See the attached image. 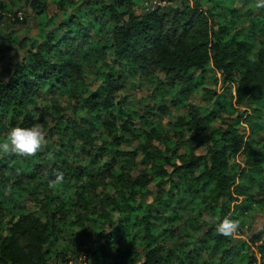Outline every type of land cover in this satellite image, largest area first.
Returning <instances> with one entry per match:
<instances>
[{
    "label": "trees",
    "instance_id": "trees-1",
    "mask_svg": "<svg viewBox=\"0 0 264 264\" xmlns=\"http://www.w3.org/2000/svg\"><path fill=\"white\" fill-rule=\"evenodd\" d=\"M142 1L83 0L60 22L32 1L44 30L0 70V142L13 127L40 124L47 143L34 157L0 153V264H48L57 245L66 263L82 251L89 264H257L247 241L216 225H245L264 210V145L248 142L241 122L246 108L264 109V10L253 0ZM207 71L235 95L209 87ZM135 84L155 85L166 113L184 104L174 135L134 109L126 92ZM200 91L208 107L190 102ZM57 173L64 181L53 187ZM167 178L152 208L149 185ZM16 186L37 210L8 206L6 189ZM202 211L218 221L205 228ZM263 239L264 230L253 242Z\"/></svg>",
    "mask_w": 264,
    "mask_h": 264
},
{
    "label": "rangeland",
    "instance_id": "rangeland-1",
    "mask_svg": "<svg viewBox=\"0 0 264 264\" xmlns=\"http://www.w3.org/2000/svg\"><path fill=\"white\" fill-rule=\"evenodd\" d=\"M32 1L34 0H0V36H11L9 39L10 42L6 45L0 44V51L4 48H8L13 46V51L7 54H3L0 52V70L6 68V66L11 62L12 57L15 56H23L26 52L25 48L20 47V43H26L27 46H30L31 40H35L39 38L40 33L44 30V26L42 24V18L40 15H37V11L33 9ZM93 1H103L109 2L110 0H93ZM143 3L142 0H139ZM75 5L66 6L64 11L61 10V7L58 4L52 3L51 0H39L41 5L46 6V15L48 18H53L56 22H60L63 17H68L70 14L74 12H80L81 9H84V5L82 4L83 0H74ZM144 3H148L149 6H155L159 3V0L152 1H144ZM88 26V25H87ZM42 30V31H41ZM206 82H209V87L216 89L218 94L223 93V91L231 92L235 95V85H230L229 83L224 84L221 81V76L218 75V82L212 81V77L214 76L213 71H207L203 74ZM160 81L164 80L163 74L159 76ZM214 78V77H213ZM155 85L146 84V85H131L127 89V95L129 99L134 103L133 107L140 114H147L149 120H153L154 122H159L162 126L168 130L170 135H174L176 132L175 128V119L179 115H182L186 108L184 104L179 106H172L169 104V111L166 113L160 109L162 101L160 99H155L153 93ZM92 91V88L89 89ZM203 92H198L194 97L191 98L190 102L195 105L208 107L210 103L207 100H203L202 96ZM188 103V102H187ZM146 105L152 106L151 112L146 108ZM247 114H245L243 120L241 122H246L242 126V131L246 134V140L248 142H252L254 139L259 141V145H264V136L263 134H253V129L257 124H264V109L263 111H254L252 109L246 108ZM244 112V109H240V111H235L232 118H235L239 113ZM250 116L248 117V115ZM244 115V114H243ZM226 117V115H223ZM145 123V122H144ZM220 124V119L214 120L211 122V129L217 128ZM243 124V123H242ZM44 129V128H43ZM260 128L257 127V130ZM150 127L148 124L144 125V132H149ZM206 133V132H205ZM204 133V134H205ZM136 141L134 145L130 147L133 149L136 147ZM153 144L159 145L161 148H164L159 141H154ZM206 152L205 145H201L197 149V154H203ZM240 161L244 162V155L241 154L239 157ZM138 163L141 168L147 166V163L144 161L143 156H139ZM166 186L163 188L158 187L156 182H153L149 185L150 195L147 197V201L152 208H156V203L154 202L157 195L163 194L168 188L170 183V178L165 179ZM18 186L14 188L6 189V199L9 207L13 208H24L28 211L37 210V204L27 196L25 193H18ZM248 215V212H245ZM230 218V217H229ZM202 222H204L205 228L211 227L214 225L218 219L216 217H211L207 211H202ZM245 220L246 224L240 226L239 234L235 236L236 238H242L251 247V251L255 259L257 260V264H261V259L263 252L261 251V246L264 244V239L260 242L254 243L253 239L259 232L264 230V210H257L254 214H249L248 218H242V221ZM61 245L51 246L49 251V261L48 264H89L86 254L80 251L77 256L71 257L68 255L69 262L63 260L61 256H58V252L61 251ZM79 251V250H78Z\"/></svg>",
    "mask_w": 264,
    "mask_h": 264
},
{
    "label": "clouds",
    "instance_id": "clouds-1",
    "mask_svg": "<svg viewBox=\"0 0 264 264\" xmlns=\"http://www.w3.org/2000/svg\"><path fill=\"white\" fill-rule=\"evenodd\" d=\"M253 7L257 11L264 10V0H253ZM46 132L40 124L31 127H13L7 134L3 142H0V153L5 155L16 154L23 157H34L40 153L46 145ZM49 160L54 159L52 153L47 154ZM64 174L57 173L51 186L62 184ZM240 222L225 217L216 225V232L224 237L234 238L239 234Z\"/></svg>",
    "mask_w": 264,
    "mask_h": 264
}]
</instances>
